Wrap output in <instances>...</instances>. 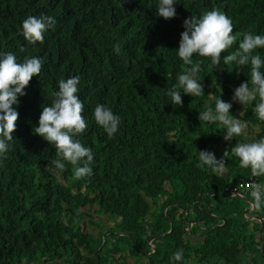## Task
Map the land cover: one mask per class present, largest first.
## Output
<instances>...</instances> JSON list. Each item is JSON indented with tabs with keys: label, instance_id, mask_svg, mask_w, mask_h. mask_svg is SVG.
Returning <instances> with one entry per match:
<instances>
[{
	"label": "trees",
	"instance_id": "16d2710c",
	"mask_svg": "<svg viewBox=\"0 0 264 264\" xmlns=\"http://www.w3.org/2000/svg\"><path fill=\"white\" fill-rule=\"evenodd\" d=\"M158 3L0 0V54L43 63L13 105L16 130L0 160V264H121L125 254L134 264H264V210L252 209L248 220L246 200L225 192L238 178L264 184V177H253L231 154L242 134L222 141V124L198 120L220 98L232 103L230 115L241 111L246 137L264 139L258 98L245 105L232 100L241 83L251 86V65L223 64L243 34L264 36V0H176V16L168 20L156 14ZM217 7L232 20L237 41L216 66L194 55L203 95L181 92L182 106L172 104L167 93L190 67L177 54L183 21ZM42 14L56 24L42 44L30 45L22 22ZM253 54L264 59V48ZM74 76L88 124L76 139L94 154L93 174L79 181L67 162L64 171L54 170L55 147L34 133L58 82ZM97 104L120 117L112 138L95 123ZM222 143L231 159L221 174L197 167L199 151ZM111 218V226L100 224ZM178 250L183 257L175 261Z\"/></svg>",
	"mask_w": 264,
	"mask_h": 264
},
{
	"label": "clouds",
	"instance_id": "9594fccd",
	"mask_svg": "<svg viewBox=\"0 0 264 264\" xmlns=\"http://www.w3.org/2000/svg\"><path fill=\"white\" fill-rule=\"evenodd\" d=\"M174 4L176 0H159L156 14L165 20L174 18L176 16ZM55 24V18L49 15L29 16L22 22L21 35L30 45L42 44L45 31L53 28ZM183 28L177 54L183 64L190 67L178 76V83L167 93L171 103L179 106H182L181 92L191 97L203 95V87L198 78L200 64H193L192 57L198 55L209 58L213 66L219 65L221 53L227 52L237 41L236 36L233 35L232 20L218 7L203 13L199 18L194 16L186 18L183 21ZM258 48H264V36L245 33L238 48L223 57V64L251 65V86L249 81L241 83L234 89L232 100L245 105L257 101L258 98L255 112L258 118L264 121V71H262L264 59L253 54ZM115 50L118 53L119 47L117 46ZM42 67V60L38 57H26L23 62H18L14 53L0 54V160L6 158L16 130L19 113L13 105L18 104L19 96L25 95L24 89L29 85L32 77L39 76ZM79 82V76L61 79L58 82V91L54 93L55 99L49 106H43L38 126L34 128V133L53 145L60 157L51 161L55 166L54 170L64 171L67 162L73 167L72 179L76 181L93 174L90 165L94 158L92 150L76 139L88 127L82 115L84 104L77 95ZM231 108L232 103L224 102L219 98L214 111L209 109L199 113L198 120L222 124L226 130L223 139L229 141L243 134L247 127L241 119L230 115ZM93 116L95 123L103 128L109 138L117 133L120 117L110 108L97 104ZM231 154L239 159L240 167L250 170L253 177H264V139L237 144L231 149ZM228 155L229 152L225 151L223 157L217 160L213 153L199 151L197 167H208L213 172L220 171L224 168V161ZM225 192L229 193V188ZM250 195L252 199L247 195L240 196L246 202L249 200L248 210L244 216L250 214L252 209L264 210V184L253 183ZM188 226L191 224L189 223ZM182 257L183 250L173 254L175 261L182 260Z\"/></svg>",
	"mask_w": 264,
	"mask_h": 264
},
{
	"label": "rangeland",
	"instance_id": "374dc122",
	"mask_svg": "<svg viewBox=\"0 0 264 264\" xmlns=\"http://www.w3.org/2000/svg\"><path fill=\"white\" fill-rule=\"evenodd\" d=\"M236 112H237L236 118L240 119L239 114L241 111H236ZM223 135L225 136L226 132ZM222 141H224V139H222ZM256 141H259V140L256 138L255 135L253 136L251 134L250 136L246 137V129H245V131L242 134V141H240V143H248V142H256ZM226 146H227V143H222V144L215 145V146L209 148V150H210V152L215 151L217 154V158L220 160L223 157L224 147L226 148ZM226 159L230 160L231 157L227 156ZM219 173H222V171L220 170ZM155 202L159 203V198H157V200H155ZM99 216H101V214H99ZM245 218L248 220L251 219V217L248 215H245ZM113 222H114V218H111V219L105 221L104 223H100V222L99 223L102 224L103 226L107 227V226H111L113 224ZM187 228H188V226H187ZM187 228H185V230H187ZM88 230H90V229L88 228ZM107 232H109V230ZM30 264H34V263H30ZM42 264H47V263H42ZM121 264H134V260L132 258L128 257L127 254H125L124 255V261Z\"/></svg>",
	"mask_w": 264,
	"mask_h": 264
},
{
	"label": "built area",
	"instance_id": "2783aa9c",
	"mask_svg": "<svg viewBox=\"0 0 264 264\" xmlns=\"http://www.w3.org/2000/svg\"><path fill=\"white\" fill-rule=\"evenodd\" d=\"M253 183H258L254 179H247L243 180L238 178L236 183L229 188V193L231 195L243 196L247 195L250 199H252L250 192H251V185Z\"/></svg>",
	"mask_w": 264,
	"mask_h": 264
},
{
	"label": "water",
	"instance_id": "95a60500",
	"mask_svg": "<svg viewBox=\"0 0 264 264\" xmlns=\"http://www.w3.org/2000/svg\"><path fill=\"white\" fill-rule=\"evenodd\" d=\"M247 202H249V200H247ZM255 219H256V218H255ZM257 220H258V218H257ZM190 224H194V225H196V221H192V222H190ZM189 227H190V226H188L187 230L189 229ZM170 229H171V224H170V222H169V229H168L167 232H169ZM167 232H166V233H167ZM119 234H120V233H119ZM155 236H159V235H155ZM155 236H154V237H155ZM154 237H152V238H150V239L148 240V245H149L150 241H151ZM103 239H104V235L102 236V240H103ZM149 247L151 248V250L154 249L153 246H150V245H149ZM96 252H97V251H96Z\"/></svg>",
	"mask_w": 264,
	"mask_h": 264
},
{
	"label": "bare ground",
	"instance_id": "6f19581e",
	"mask_svg": "<svg viewBox=\"0 0 264 264\" xmlns=\"http://www.w3.org/2000/svg\"><path fill=\"white\" fill-rule=\"evenodd\" d=\"M253 212V211H252Z\"/></svg>",
	"mask_w": 264,
	"mask_h": 264
}]
</instances>
